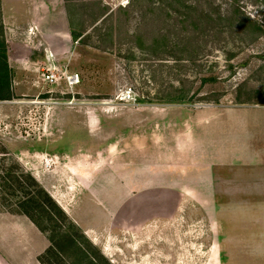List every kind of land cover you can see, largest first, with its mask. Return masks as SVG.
<instances>
[{
	"label": "rangeland",
	"instance_id": "1",
	"mask_svg": "<svg viewBox=\"0 0 264 264\" xmlns=\"http://www.w3.org/2000/svg\"><path fill=\"white\" fill-rule=\"evenodd\" d=\"M66 5L82 36L52 64L9 54L7 44L12 98L0 100V165L7 158L29 171L113 264H172L176 209L247 216L249 208L264 219V0ZM45 70L56 74L51 82ZM71 73L79 75L73 85ZM191 118L207 119L211 152ZM201 168L221 172L207 193L260 198L178 199L175 192L193 191ZM254 171L258 180L248 182L243 176ZM3 205L0 198V211H9ZM240 232L239 261L264 264L263 234Z\"/></svg>",
	"mask_w": 264,
	"mask_h": 264
},
{
	"label": "crops",
	"instance_id": "2",
	"mask_svg": "<svg viewBox=\"0 0 264 264\" xmlns=\"http://www.w3.org/2000/svg\"><path fill=\"white\" fill-rule=\"evenodd\" d=\"M0 10L9 54L11 48L17 54L30 53L32 63L41 65L52 64L56 56H63L69 52L73 38L66 0H0ZM191 119L202 123L200 132L203 133V137H201L200 145L202 144L201 146L208 148L207 151H209L207 135L204 134L206 131L204 123L208 122L207 119ZM195 141L196 139H190V142ZM231 146L233 150L229 152L233 155L242 150L238 148L237 142H232ZM219 150H216L217 154H220ZM219 157L223 156L220 154ZM201 170L202 168L199 173L194 172L195 177L198 178L193 182L196 184L192 188L193 191L185 188L184 192H175L178 199L201 204L210 200L254 201L260 198L255 197L261 195L260 192L259 194L234 192L230 197L218 196V193H207L214 183V174L219 169L217 171L215 168L211 171ZM196 173L200 176H196ZM261 174H264V170H261ZM258 176L259 172L254 171L251 177H243L247 178L248 182H256ZM235 178L236 185L239 186L242 179ZM247 211L246 216V209L206 207L174 210L171 239L177 251L172 252V264H243L235 253L240 243L238 241H246L245 232L239 233V231L246 230L250 234L249 239L253 238V240L261 234L264 237V219L258 218L260 212L255 213L256 210L250 211L249 208ZM247 226L252 230L255 229V233H251V229ZM39 237H45L46 241L40 238L42 242L40 246H37ZM49 245L46 234L26 215L0 211V264H42L39 261V255ZM181 249L188 250V257L180 254Z\"/></svg>",
	"mask_w": 264,
	"mask_h": 264
},
{
	"label": "trees",
	"instance_id": "3",
	"mask_svg": "<svg viewBox=\"0 0 264 264\" xmlns=\"http://www.w3.org/2000/svg\"><path fill=\"white\" fill-rule=\"evenodd\" d=\"M69 17L72 38L77 40L82 32L74 29ZM12 76L0 10V100L12 98ZM6 160L2 158L0 165L2 204L10 212L26 215L46 234L50 245L39 255L42 264H113L29 171Z\"/></svg>",
	"mask_w": 264,
	"mask_h": 264
},
{
	"label": "built area",
	"instance_id": "4",
	"mask_svg": "<svg viewBox=\"0 0 264 264\" xmlns=\"http://www.w3.org/2000/svg\"><path fill=\"white\" fill-rule=\"evenodd\" d=\"M54 77H56V74L52 71L45 70V72H43L44 80H49L51 82ZM67 80L70 82L71 85H73L74 83L79 82V75L77 73L68 74ZM72 102L73 100L69 101V103H72Z\"/></svg>",
	"mask_w": 264,
	"mask_h": 264
}]
</instances>
